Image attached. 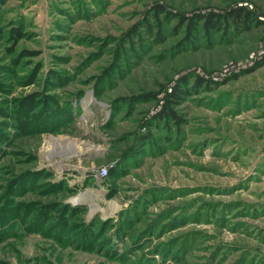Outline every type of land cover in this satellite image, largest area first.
<instances>
[{
    "label": "rangeland",
    "instance_id": "obj_1",
    "mask_svg": "<svg viewBox=\"0 0 264 264\" xmlns=\"http://www.w3.org/2000/svg\"><path fill=\"white\" fill-rule=\"evenodd\" d=\"M156 4L264 21V0H0V264H264V23L189 35ZM191 75L182 123L155 120ZM34 93L70 121L29 132Z\"/></svg>",
    "mask_w": 264,
    "mask_h": 264
},
{
    "label": "trees",
    "instance_id": "obj_2",
    "mask_svg": "<svg viewBox=\"0 0 264 264\" xmlns=\"http://www.w3.org/2000/svg\"><path fill=\"white\" fill-rule=\"evenodd\" d=\"M153 16L157 22H160L162 16L165 18H169L173 16V14L165 8L162 4L154 5L153 9ZM173 18H177L178 22L175 26L176 30L184 29L187 31L189 35L197 34V32H204L207 34H211L212 32H221L223 29H227L231 24L234 25L237 29L240 28H251L253 25H259L264 23L261 21L258 16H256L255 12L248 8L247 6H237L225 13H220L216 11H209V12H196L192 15H174ZM1 32V29H0ZM15 34H21L18 29H14ZM129 35H138L137 27H132L128 33ZM208 36V35H207ZM182 43V42H181ZM192 44V42H190ZM264 64V58L258 63V65ZM195 77V81L191 79ZM31 80V79H29ZM51 82H55L52 80ZM206 80L197 75L190 76H183L181 77L176 84L171 88L170 92L167 93L166 99L164 103L155 116V120L162 119V120H170L175 119L178 124L182 123V119L176 111L173 109L174 105L178 104L185 95H187L195 86H200L204 84ZM102 87L98 84L96 87V92L103 93ZM149 95V94H148ZM148 95H143L144 98H148ZM150 96V95H149ZM139 98H143L141 96L135 97H120L115 100V112L120 110V105L123 104H134ZM14 114L16 116L26 118L25 126H27L28 131L31 133L35 132V130L39 131L42 129L52 128L51 125L56 126L57 124H63L64 120L67 118V123L70 121L72 114L68 112L67 117L61 118L59 115V110L57 108V104L49 97H43L40 93H34L26 95L17 100V107ZM60 117V118H59ZM69 118V119H68ZM28 119V120H27ZM58 121V122H57ZM3 138L8 137L7 130H0ZM112 173V172H110ZM109 173V174H110ZM29 177H24L22 179V187L24 188V184L27 182ZM78 229H84L85 232L82 233L85 239L81 243V246L86 247L90 246H98V239L102 238L97 234L91 233V237L89 236V232L87 231V226H81ZM64 232V231H63ZM90 240V242H89ZM95 246V247H96Z\"/></svg>",
    "mask_w": 264,
    "mask_h": 264
},
{
    "label": "built area",
    "instance_id": "obj_3",
    "mask_svg": "<svg viewBox=\"0 0 264 264\" xmlns=\"http://www.w3.org/2000/svg\"><path fill=\"white\" fill-rule=\"evenodd\" d=\"M108 170L107 169H103L102 171H101V175H103V176H107L108 175Z\"/></svg>",
    "mask_w": 264,
    "mask_h": 264
},
{
    "label": "bare ground",
    "instance_id": "obj_4",
    "mask_svg": "<svg viewBox=\"0 0 264 264\" xmlns=\"http://www.w3.org/2000/svg\"><path fill=\"white\" fill-rule=\"evenodd\" d=\"M74 200H76V201H79L80 199H78V198H75ZM92 201V199H89V202H91ZM92 207L94 208V209H96L97 208V206L95 205V204H92ZM98 209V208H97Z\"/></svg>",
    "mask_w": 264,
    "mask_h": 264
}]
</instances>
